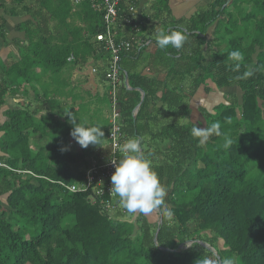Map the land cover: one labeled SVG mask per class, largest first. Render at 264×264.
Segmentation results:
<instances>
[{
    "label": "trees",
    "instance_id": "16d2710c",
    "mask_svg": "<svg viewBox=\"0 0 264 264\" xmlns=\"http://www.w3.org/2000/svg\"><path fill=\"white\" fill-rule=\"evenodd\" d=\"M37 1L35 13L27 0H0L5 13L31 17L20 26L28 43L21 58L7 66L0 60V107L23 84L36 90V69L54 74L70 55L85 62L96 53L89 41L103 32L101 13L83 3L76 14L81 27L72 28L66 21L69 0L53 8L50 0ZM158 9L155 18L168 12L167 0ZM213 24V37L207 40ZM63 29L86 31L88 50L76 47L81 36L58 43L55 35H47ZM185 30V44L192 48L187 61L175 56L182 48L162 49L174 62L164 85L133 73L128 75L133 89L123 87L118 96L127 139L148 134L167 143L164 149L145 148L142 139L141 149L169 190L165 200L173 216L162 217L159 209L161 223L151 224L140 213L130 221L122 205L110 215L91 204L87 193L61 186L80 184L87 165L69 139L73 123L67 119L76 118L77 109L59 100V93L44 90L33 101L7 109L0 125V264H196L203 255L213 256L217 264L229 257L235 264H264V0H214L210 11L195 15ZM233 50L244 59H230ZM100 51L109 60V53ZM246 71L253 74L245 77ZM206 80L217 89L236 86L242 96L239 100L229 93L214 111L202 109L204 128L219 122L222 135L200 144L191 135L189 98ZM137 88L145 96L133 116L140 102ZM158 91H163L161 117L154 115V107L150 110ZM158 118L166 122L153 133ZM225 136L233 141L227 149Z\"/></svg>",
    "mask_w": 264,
    "mask_h": 264
},
{
    "label": "crops",
    "instance_id": "0c3cea01",
    "mask_svg": "<svg viewBox=\"0 0 264 264\" xmlns=\"http://www.w3.org/2000/svg\"><path fill=\"white\" fill-rule=\"evenodd\" d=\"M27 1L31 5L30 11L36 13L39 2L37 0ZM161 1L162 0H126L123 3L125 7L128 5V2L135 5L136 17L140 20L141 28L138 32L119 31V35L129 38L130 36H133L134 33V37H137L138 40L141 41V44L135 43L132 51L127 56L123 57L121 67L124 82L119 87L118 95L123 87H125L126 90L133 89L129 84L128 76L133 73L148 77L156 82H161L162 85H164L165 80L169 77L168 70L171 69L174 62L169 61L168 56L162 53V49L158 47L156 43L157 33L162 31L163 28H166V32L172 29L181 30L183 32L187 31L185 29L189 25L190 20L195 15L200 13H208L214 2V0H167L168 12L163 14L161 13L160 17L155 18L154 14L159 10L158 6ZM60 2L61 1L59 0L49 1L51 8L58 5ZM69 3L71 6V16L68 17L66 21L72 26V28H79L81 27V22L78 19V16H76L80 10L79 6L83 3H88L90 5V3L85 1L76 7L72 5V0H69ZM61 4L64 5L66 3L62 2ZM91 9L96 11L93 8ZM166 15L168 18L165 17ZM30 19V15L13 16L5 13L3 10H0V32L3 31L2 36H0V60H2L4 65L7 66V64L13 63V61L19 60L21 55H23L25 46H27L28 43L26 41L25 28H21L20 26H23V23ZM165 21H167L169 27H167V24L163 26V22ZM50 24H52L51 21ZM143 25L146 26L142 27ZM150 26H153V31L149 30ZM214 28L215 24L208 28L207 33L205 34L207 40L212 39ZM51 33L57 38L54 39V42L58 43L81 36L82 40H79L76 47L81 49V51L88 50V46L83 43L86 37H88L86 31H65L63 29V31H48L47 35H51ZM94 38L95 36L90 39L89 43L95 47L96 53H93L87 61L75 62L74 56L70 55L67 59V64L60 71L53 72L54 74L49 71L43 73L39 69H36V75L39 77V82L34 83L36 90L30 88L29 85L23 84L14 96L11 95L14 100V105H8L7 100L11 97L10 96L7 100H5L6 103L4 106L6 107H0V115L3 117V123L5 121L4 114L7 109L16 107L18 102H31L36 98L37 92L41 96L45 90L49 91L48 94L50 95L53 93H59L61 95V97H58L59 100H61L67 107L77 109V113H74L76 114L75 117L77 120L75 122L77 124L80 121L82 124L89 127H101L99 121L103 124L105 123L103 121H106V128L101 130L104 133V137L101 140L100 145L90 144L87 148H82L70 134L69 139L71 140L72 146L76 147L77 152L85 155V161L83 162L87 165L85 170L93 163L106 161L110 154V145L108 140V133L110 130V100L108 93L110 87L104 77L108 59L102 54L103 52L100 51L101 49L95 42ZM189 45L190 44H184L181 47L182 52L177 51L178 54L175 56L177 58L181 57L187 61V58L191 55L192 49ZM170 48L171 45H169L166 49ZM70 58H72V60H69ZM93 68L97 70L95 73L92 72ZM126 75L128 77V87L125 85ZM205 88H210L211 91L207 93ZM232 88L233 87H231V89ZM136 91L140 94V102L138 105H141L145 92L139 88H137ZM162 92L163 91H158L155 94L158 100H155L154 98V101L150 100V110L154 107V115H157L158 117L163 115L162 112L164 106L161 101L163 95ZM229 93H231L229 88L217 89L210 80H206L205 84H201L195 94L189 98L191 112L188 119L195 125L199 126L200 124V126L204 128L205 120L203 116H205V114L202 109L204 108L209 112L214 111L216 107L220 104H224L225 101L228 100L227 95ZM8 96L9 95H7V97ZM139 108L134 109L133 116L136 115ZM159 111L161 112V115L159 114ZM67 120H69V124H72L71 117ZM159 120V122H154L151 126V131L153 133L163 129L162 126L165 124L166 120L165 118H161ZM121 121L122 119H120V122ZM2 123H0V125ZM140 139H143V147H145V143H147L148 146H151L150 140H154L153 137L148 134H143ZM127 140L128 139L126 138L125 141ZM146 140L147 142H145ZM158 143L157 148L160 146V148L164 149V142L158 141ZM158 155L159 154H156L154 157H158ZM1 199L3 200V198Z\"/></svg>",
    "mask_w": 264,
    "mask_h": 264
},
{
    "label": "clouds",
    "instance_id": "9594fccd",
    "mask_svg": "<svg viewBox=\"0 0 264 264\" xmlns=\"http://www.w3.org/2000/svg\"><path fill=\"white\" fill-rule=\"evenodd\" d=\"M187 34L181 30L172 29L168 32L160 31L156 35V43L161 49L167 48L169 45L176 49H180L186 42ZM229 58L235 61H242L244 54L240 50H233L229 54ZM251 71L244 73L245 77L251 76ZM73 129L71 136L82 147L87 148L91 145H100L104 137L101 127L86 126L72 115ZM220 123L215 122L210 128H201L193 124L191 135L199 139V143H205L208 138L215 134L222 135L220 132ZM233 141L225 136L224 148H230ZM122 158L118 161L112 160L115 171L111 176L110 193L118 196L119 204L130 214L150 215L157 209H162V217H172L173 211L166 203V188L161 184L158 174L153 169L151 162L145 158L141 149V139L132 137L128 139L121 148ZM196 264H217L213 256L203 255ZM223 264H235L233 258L229 257L223 260Z\"/></svg>",
    "mask_w": 264,
    "mask_h": 264
},
{
    "label": "built area",
    "instance_id": "2783aa9c",
    "mask_svg": "<svg viewBox=\"0 0 264 264\" xmlns=\"http://www.w3.org/2000/svg\"><path fill=\"white\" fill-rule=\"evenodd\" d=\"M85 1L90 3L91 8L101 13L104 29L94 39L101 50L109 53L104 77L110 87L108 93L110 100V130L108 133L110 154L106 161L91 164L80 184L63 182H59V184L71 193H87L91 204L98 205L102 211L111 215L119 204L118 196L115 193H110L111 176L115 171L112 160L118 161L122 158L121 148L126 142L122 133L118 101V90L124 82L121 59L124 54L132 51L135 43L141 44V41L134 37V33L133 36L125 38L119 35V31L138 32L141 23L136 17L135 5L129 2L126 7L123 5L126 0H72V5L76 7ZM96 71L95 68L92 69L93 73Z\"/></svg>",
    "mask_w": 264,
    "mask_h": 264
},
{
    "label": "rangeland",
    "instance_id": "374dc122",
    "mask_svg": "<svg viewBox=\"0 0 264 264\" xmlns=\"http://www.w3.org/2000/svg\"><path fill=\"white\" fill-rule=\"evenodd\" d=\"M55 6H56V5H55ZM55 6H54V7H55ZM142 31H143V30H142ZM229 91H231V93H235L236 97L240 100L242 93H241V91H240V89H239L238 87H233L232 89L229 88ZM10 96H11V95H9L8 97L6 96V97H5V100H7ZM16 99H18V98H16ZM7 102H8V105L13 106V105H14V103H13V102H14L13 97L11 96V97L7 100ZM4 107H6V106H4ZM104 108H105V106H104ZM1 109H4V108H1ZM2 120H3V117L0 115V123H2ZM103 122L106 123V121H103ZM105 123L103 124L102 122L99 121V124H100V126H101V130H102L103 128H106ZM145 142H147V140H146ZM150 143H151V146H152L153 149H156L157 146H158V144H159L158 141H156V139H155V140H150ZM145 144H146L145 147H148L147 143H145ZM166 144H167L166 141H164V146H163V147H165ZM72 147H73V148H72L73 151H77V149H76L75 146H72ZM159 147H160V146H159ZM168 191H169V190H167V194H168ZM167 205H168V204H167ZM122 208H123V207H122ZM123 209H124V208H123ZM125 211H126V210H125ZM126 212H127V211H126ZM125 217H126L127 220L135 221V217H136V215H131L130 213H126V214H125ZM146 218H147V220H148L149 223H151V224H158V223H159V219H160V215H159L158 211L155 210L152 214H150V215H146ZM188 246H190V245H188V243H187V245H183V247H179L178 250H183V249H185V248L188 247Z\"/></svg>",
    "mask_w": 264,
    "mask_h": 264
},
{
    "label": "water",
    "instance_id": "95a60500",
    "mask_svg": "<svg viewBox=\"0 0 264 264\" xmlns=\"http://www.w3.org/2000/svg\"><path fill=\"white\" fill-rule=\"evenodd\" d=\"M125 78H126V81H125V85L128 87V77H127V75L125 76ZM139 106H140V104L136 107V109H138L139 108ZM157 211H158V213H159V209H157ZM161 217H160V219H159V223H161ZM156 235H157V232H156V234H155V238H154V241H155V243L157 244V242H156ZM191 243H192V241H189L188 242V245H191ZM204 247H206V248H209L206 244H203V243H201ZM179 247H183V245H180ZM166 250H168V249H166ZM212 250V249H211ZM215 253V252H214Z\"/></svg>",
    "mask_w": 264,
    "mask_h": 264
}]
</instances>
